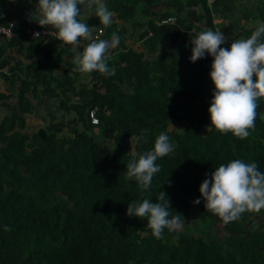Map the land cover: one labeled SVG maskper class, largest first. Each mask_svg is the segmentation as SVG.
Returning a JSON list of instances; mask_svg holds the SVG:
<instances>
[{
	"label": "trees",
	"instance_id": "trees-1",
	"mask_svg": "<svg viewBox=\"0 0 264 264\" xmlns=\"http://www.w3.org/2000/svg\"><path fill=\"white\" fill-rule=\"evenodd\" d=\"M3 1L0 24L20 10ZM236 1L104 0L115 17L103 25L93 13L87 24L94 36H119L118 23L131 22L142 29L139 39L148 54L120 39L108 50L110 74L75 71L67 60L71 47L43 53L27 36L0 38V106L7 111L0 118V264H264V208L225 223L202 200L193 203L206 173L221 163L256 161L264 172V98L257 101L248 137L207 132L211 57L188 59L190 41L200 31L221 30L228 47L264 21V0L242 7ZM78 6L82 10L85 0ZM171 16L174 24H157ZM9 49L30 60L20 73L7 68ZM45 99L53 105L44 109L43 124L28 129L26 118ZM92 109L95 125L88 117ZM171 122L186 125L169 130ZM141 130H147L142 138ZM165 130L173 151L157 159L160 171L142 190L125 174L129 137H137L136 150L143 152ZM158 191L166 193L170 214L183 220L181 229L165 228L160 239L151 235L146 218L126 215L130 200L155 202ZM193 206L205 219L197 235L184 223ZM212 224L217 232L210 233Z\"/></svg>",
	"mask_w": 264,
	"mask_h": 264
},
{
	"label": "clouds",
	"instance_id": "clouds-1",
	"mask_svg": "<svg viewBox=\"0 0 264 264\" xmlns=\"http://www.w3.org/2000/svg\"><path fill=\"white\" fill-rule=\"evenodd\" d=\"M80 11L78 0H36L29 15L37 14L35 21L40 26L54 27L56 40L61 42V46L79 45L80 38L89 41L82 51L73 48L75 71L110 74L107 54L119 43V37L113 33L109 39L96 38L93 27L78 18ZM94 14L103 25L112 24L115 17L114 10L109 9L104 0H97ZM190 42V62L206 55L211 57L208 76L213 88L207 108L209 124L205 125L206 131L218 130L231 132L239 138L248 137L250 129L255 127L257 101L264 98V21H257L248 37L233 39L228 47L222 46L226 42L224 33L211 28L200 31ZM146 131L141 130V138ZM136 141L137 137H129L132 157L127 162L125 174L145 190L150 188L154 174L160 171L157 159L173 151L174 145L167 130L155 136L149 150L138 152ZM198 191L200 195L194 204L202 200L204 208L217 214L225 223L234 221L245 211L264 208V172L259 170L256 161L233 159L206 173ZM170 210L166 193L158 191L155 202L150 198L130 200L126 215L146 218L151 235L160 239L165 228L173 231L183 223L182 216L176 212L172 215ZM4 227L7 228L6 225Z\"/></svg>",
	"mask_w": 264,
	"mask_h": 264
},
{
	"label": "crops",
	"instance_id": "crops-1",
	"mask_svg": "<svg viewBox=\"0 0 264 264\" xmlns=\"http://www.w3.org/2000/svg\"><path fill=\"white\" fill-rule=\"evenodd\" d=\"M2 1L3 0H1L0 2H2ZM7 2L15 4V5L19 4V6H20V10H16L15 14H13V17H11L12 20H14L16 23H20L23 21H26L29 23H31V22L37 23L35 21L38 19L37 14H35L33 12L31 15H29L35 7V3H33L31 0H8V1L6 0V3ZM96 2H97V0H85V6L80 11L78 18L84 20L87 23L88 18L94 13L93 6L96 4ZM6 3H4L5 6H6ZM139 21H140V23H143L142 19ZM118 27L121 31V34L118 36L119 37V43H120V39H123L126 46L132 47V48L136 49L137 51H142V52L144 51L145 54H147L146 49L144 47V42L139 39V35L141 33V30H142L141 28H139V27L133 28L131 22H128L125 24L118 23ZM33 42L35 44L40 45L43 53H46L49 49H55L56 50V49L63 48V46H61V44L55 43L53 41H47L46 40V41H39V42L33 41ZM73 48H75V47H71V54H70L69 58H67V60L68 61L71 60V62H74ZM10 51L13 53L10 54L11 59L9 60L7 68H9V69L10 68H16L15 71L20 73L19 69L22 67L24 68L25 65L29 63L30 60H26L23 55H20V54L18 55L15 52V50H10ZM68 54H69V52H68ZM4 70H6V69H4ZM1 83H3V81H1ZM1 90L5 91L4 87H2ZM48 107H50V106L45 104L43 106V108H41V106H40V108H35L33 110V112L31 113V115L26 118V122H27L28 118H30V119L32 118L33 120L38 122L37 126H35V124H34L33 126H30L31 127L30 129H34L32 127H40L43 124V122H44L43 117L45 119V114L43 113V111H45L44 109H46ZM3 115L4 114L0 112V116L3 117ZM27 128L29 129V127H27Z\"/></svg>",
	"mask_w": 264,
	"mask_h": 264
},
{
	"label": "built area",
	"instance_id": "built-area-1",
	"mask_svg": "<svg viewBox=\"0 0 264 264\" xmlns=\"http://www.w3.org/2000/svg\"><path fill=\"white\" fill-rule=\"evenodd\" d=\"M3 15H0V20L3 19ZM175 19L173 17L167 18L165 20H161L159 22V25H165L169 23H173ZM16 23L13 20H10L8 23L0 24V38L4 39L6 41L11 40H18L23 36H27L31 40L35 42L39 41H53L58 42L55 37L56 30L48 25L44 26H31V27H18V25H15ZM35 33H39V35H34ZM63 46L67 47H84L85 45L81 42L79 45H72V44H64ZM96 109H92L88 112V117L90 120V123L92 125H95L98 123L96 119Z\"/></svg>",
	"mask_w": 264,
	"mask_h": 264
},
{
	"label": "rangeland",
	"instance_id": "rangeland-1",
	"mask_svg": "<svg viewBox=\"0 0 264 264\" xmlns=\"http://www.w3.org/2000/svg\"><path fill=\"white\" fill-rule=\"evenodd\" d=\"M247 3L249 5H254L255 4L254 0H240V1L238 0V1H236V5L238 7H242L243 5H245ZM219 23L217 21V24H219ZM242 23H245V22H242ZM247 26H252V24L251 25L250 24H247ZM45 104L46 105H49V106H52L53 105V102H52V100L45 99L43 106ZM0 112L3 113V114H5L7 111L0 106ZM0 118H2V116H0ZM69 118L70 117H68V119ZM37 123L38 122H36L32 118L31 119L28 118V120L26 122V127L33 126L34 124H35V126H37L38 125ZM171 125L173 127L169 125V127H168L169 130H173V129H176L177 130V129L183 128L186 125V123H184V122H178V123L177 122H171ZM68 131H69V129H65L64 130V134L67 135L68 134ZM204 220L205 219L203 217V214L198 210V208L196 206H193L190 209V211L187 213L184 223H186V225L188 226V229L190 230L191 233H194V234L197 235L198 234L197 232H199V228H200V226H198V225H199V223L203 222ZM179 229H181V227ZM217 229H218V227L216 225H213L212 224V226L210 227V233L211 232H213V233L214 232H217Z\"/></svg>",
	"mask_w": 264,
	"mask_h": 264
}]
</instances>
